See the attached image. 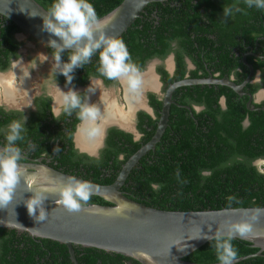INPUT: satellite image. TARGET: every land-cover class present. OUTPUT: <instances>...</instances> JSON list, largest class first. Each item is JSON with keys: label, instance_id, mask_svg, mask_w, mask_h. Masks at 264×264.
Listing matches in <instances>:
<instances>
[{"label": "trees", "instance_id": "1", "mask_svg": "<svg viewBox=\"0 0 264 264\" xmlns=\"http://www.w3.org/2000/svg\"><path fill=\"white\" fill-rule=\"evenodd\" d=\"M36 1L46 10L54 2V0ZM123 1L89 0L100 17L115 10ZM242 3H244L242 0L239 5H236L235 0L153 2L145 8L142 17L137 19L120 39L125 42L133 61L136 60L139 65H143L146 60L153 57H164L170 52L171 43L178 42L176 74L171 78L164 69H160L167 88L185 77L183 53L191 56L199 69H204V56L207 65H214L216 71L221 70V65L226 68L233 66L227 63L233 60L230 51L215 50L212 47L214 53L208 52L209 43L210 46L211 43H216L213 36L218 39V43L224 44L226 49L234 45L232 41H236L238 36H241L246 24L254 22L251 28H245L250 45L255 43L260 33L263 34L264 11L244 8ZM233 5L244 10L240 14L241 20H237L238 32L234 26H231V31L228 33L225 28L231 23L221 25L219 14L224 7ZM17 29L13 22L0 15V60L5 66L7 60L1 57V52L7 47L5 53L7 56L10 47L12 49L16 45L12 34ZM243 53L244 51H241V54ZM263 66L264 63L257 64L256 68ZM198 70L192 72L191 77H198ZM257 89L258 86L253 87L252 91L255 92ZM220 95L227 96V111L223 112L219 106ZM188 97L197 104H204L207 110L195 115L194 112L181 108L180 105L190 101ZM239 98L233 90L227 87L221 89L215 85H196L177 89L174 95L177 104L172 105L168 127L161 141L156 145L155 150L150 151L136 165L121 191L138 203L165 211L263 208L264 172L253 165V162L264 158V112L248 111L246 102ZM152 104L157 108L159 117L162 103L152 96ZM144 116L149 119V128L152 130L149 131L147 127L143 128L140 125V131L144 134L141 141H134L131 134L112 130L107 148L99 160L77 155L72 141L74 130L68 136L64 132L59 133L58 136L63 137V140L55 147L56 139H53L51 144V134L46 130L42 131L40 125L42 120L23 133L25 141L18 142V146L25 149L30 143L34 147L30 149L35 151V157H39L42 153L50 155L55 153L54 162L57 164H51L52 168L96 184L112 185L123 165L156 133L157 120L153 121L147 115ZM246 116H249L251 123L247 129L242 124ZM11 118L7 116L0 119L2 146L6 143V130L2 128ZM55 148H59V151L54 152ZM229 196L236 197L239 203L233 202L229 207L227 199ZM92 204L110 205L97 196L91 197L88 205ZM213 243L214 241L207 243L185 260L196 264L219 263L215 250L211 247ZM232 243L238 249L237 259L260 251L242 240L234 239ZM74 250L79 264H140L131 258L95 248L74 246ZM262 254L235 264H264V252ZM0 264L74 263L70 259L68 247L59 242L35 239L28 233L0 228Z\"/></svg>", "mask_w": 264, "mask_h": 264}, {"label": "water", "instance_id": "2", "mask_svg": "<svg viewBox=\"0 0 264 264\" xmlns=\"http://www.w3.org/2000/svg\"><path fill=\"white\" fill-rule=\"evenodd\" d=\"M157 1L161 0H124L115 10L104 16L109 18L107 34L121 38L137 19L142 17L145 8ZM47 11L36 0H0L1 16L46 45L50 39H58L42 30V17ZM199 84L224 85L242 94V87L230 81L186 79L173 83L164 94L160 120L153 138L123 165L112 185H100L89 181L93 185L92 196L100 197L110 205L92 204L78 213H68L56 203L59 196L55 193L67 177L73 175L46 164L21 162L26 169L25 179L30 178L39 169L46 171L48 182L45 186L53 190L44 203L49 217L45 222L36 223L28 216L23 202L31 198L33 193L27 191L29 185L22 181L12 204L7 209H0V228L28 233L35 239L59 242L68 247L74 264H79L74 246L122 255L140 264H196L185 259L211 242L204 237L213 235L225 220L238 221L241 218L240 213L231 209L189 212L159 210L128 198L121 189L140 160L150 151L155 150L156 145L161 141L168 127L175 90ZM79 133L80 130L76 139ZM77 148L84 152L78 145ZM76 179L87 181L80 177ZM36 187L38 186H33V190ZM236 239L248 242L260 251L254 255L238 258L235 263L263 255L264 216L254 225L252 234L246 238Z\"/></svg>", "mask_w": 264, "mask_h": 264}, {"label": "flooded vegetation", "instance_id": "3", "mask_svg": "<svg viewBox=\"0 0 264 264\" xmlns=\"http://www.w3.org/2000/svg\"><path fill=\"white\" fill-rule=\"evenodd\" d=\"M240 2L241 0H235L236 5H239ZM243 4L244 3H242V5ZM243 6L244 8H247L245 4ZM241 13H243V11L234 12L233 16L227 18V23L220 22L221 25L231 23L230 26L225 28L228 33L231 31V26H234L238 32L239 27L237 26L239 23L237 20H241ZM236 15L240 16L237 17ZM219 16L221 21L225 19L223 11H221ZM8 23L9 22H7V24ZM253 24L254 22H251L244 26L241 36H238L236 41H232V44H234L233 46L225 49L224 44L218 43V39L214 36L213 40L216 43H211V46L209 43L210 48L208 49V52L213 51L214 53L212 47H214L215 50L222 49L231 52L233 60L227 62L228 64L233 65L230 68L221 65V70L216 71L213 67L214 65H207L208 63L205 61L206 58L204 56V69H199V66L194 62L192 57L183 53V60L186 67V74L183 80L216 79L219 81H230L242 87V94H239L232 88L224 85H199H215L221 89L227 87L239 95V99H243L246 102L248 111L264 112V66L262 68H256L257 64L264 63V32L257 36V40L254 44L250 45L246 29L251 28ZM245 33L246 35H244ZM12 38L16 42V45L13 46L12 49L10 47L7 56L5 55L7 47H4L2 50L3 52H1V57L7 60V65L5 66L0 60V119L7 116L12 117L11 120L5 124L4 128H2L3 130H7L8 125L13 120L22 121L23 116L26 117V131L35 124H38L39 120H42V122H40L42 131L46 130L51 134V144H53V139H56L54 140L56 143L55 147H57L60 144V141L63 140V137L61 138V136H58L59 133L63 134L64 132L66 133V136H68V134L74 130L72 141L77 155L81 157L85 155L91 159L99 160L102 157L103 151L107 148V141L112 130L131 134L134 141L138 142L144 138V134L140 131V125L143 128L147 127L149 131L152 130V128H149V119H146L144 115H147L153 121L157 120L158 126L160 116L158 117V110L152 104V96L160 101L163 106L164 94L173 83L166 88L160 69H164L171 78L176 74L178 69V42L174 41L171 43L170 52L164 57L158 56L150 58L146 60L143 65H139V63H136V60H134L143 74V95L137 100L130 96L124 81L108 80L98 74V53L92 57L91 62L86 64L84 68H77L74 70V73H72L74 79L71 84H68L66 78L58 72V69L53 67L54 61L52 59V49L48 47V45L34 39L20 28L12 34ZM24 38L30 41L27 50L21 48V42L22 40H25ZM241 51H244V53L241 54ZM68 55L66 53L62 54V61L64 63L68 62ZM196 70H198V77H191L192 72ZM224 72L225 74H223ZM109 86L114 87L115 95H108L107 91H105V88H108ZM257 86L258 89L253 92V87ZM70 88L77 91L82 96L86 95L90 104H96L101 109L102 119L97 123L104 134L95 141H89L83 135V132L79 129L81 122L77 119L75 112H73L72 116H68L63 112L62 95L60 91L66 93ZM89 88L92 89V92L87 91ZM175 92L172 97L174 101L173 104H177L174 100ZM180 95H183V93H180ZM119 98L125 103L124 108H121ZM189 99L190 101H188ZM189 99H187L188 103L180 105L181 108L194 112L195 115H200L207 110L204 104H197L193 102L191 98ZM227 100L226 95H220L219 106L223 112L228 109ZM161 110L159 111L160 115ZM198 122L199 121H197V123ZM242 124L245 129L250 126L251 123L249 116H246ZM79 130L80 133L76 139ZM80 137H82V139ZM76 142L84 152L77 148ZM23 151L25 156L21 162L32 164L41 163L48 166L53 163L54 165L57 164L54 162L56 158L55 153H52L51 155L49 153H42L39 157H35L34 150L27 147L23 149ZM258 162H264V158L256 159L253 162V165L257 166Z\"/></svg>", "mask_w": 264, "mask_h": 264}, {"label": "clouds", "instance_id": "4", "mask_svg": "<svg viewBox=\"0 0 264 264\" xmlns=\"http://www.w3.org/2000/svg\"><path fill=\"white\" fill-rule=\"evenodd\" d=\"M247 8L264 10V0H244ZM243 9L233 5L224 7L225 19L241 12ZM42 30L58 39H50L48 47L52 49L53 67L58 69L68 84H71L74 70L84 68L99 54L98 73L108 80L124 81L127 91L133 99H140L143 95V74L140 67L133 61L125 42L107 34L108 17H100L89 0H54L48 11L43 15ZM68 52V62L62 61V54ZM59 90V89H58ZM60 91V90H59ZM88 92H92L89 88ZM61 92L63 112L72 116L76 113L81 122L79 129L89 141H95L104 133L97 123L102 119V112L98 105L90 104L86 95L69 89ZM26 117L23 120H13L5 132L3 147H0V209H7L12 204L16 191L21 182L27 183V191L32 192L31 198L24 200L27 214L36 223L45 222L49 213L44 207L48 194L53 190L45 185L48 177L44 169L37 170L30 178L25 179L26 169L21 161L24 151L18 142L25 141L23 133ZM29 148L33 145L29 143ZM59 151L55 148L54 152ZM33 186H38L33 190ZM59 196L56 203L68 213H78L84 209L93 195V185L89 181H81L74 176L67 177L63 185L56 190ZM229 207L232 203H239L236 197L229 196ZM239 212L241 218L233 222L228 219L217 227L214 234L205 236V239L214 241V248L219 264H235L238 249L232 243L234 239L246 238L253 233L254 225L264 216V208H233ZM38 213V214H37ZM211 231V228H209Z\"/></svg>", "mask_w": 264, "mask_h": 264}, {"label": "rangeland", "instance_id": "5", "mask_svg": "<svg viewBox=\"0 0 264 264\" xmlns=\"http://www.w3.org/2000/svg\"><path fill=\"white\" fill-rule=\"evenodd\" d=\"M25 39V38H24ZM30 41L28 40V39H25V40H22V42H21V48H23V49H26L27 50V46L28 45H30V43H29ZM7 74H9V73H7ZM105 88V87H104ZM0 90H1V88H0ZM105 91H107V93H108V95H115V89H114V87H108V88H105ZM119 101H120V103H121V108L123 107H125V103L124 102H122L121 101V99L119 98ZM257 166H258V168L260 169V171H262V172H264V162H258L257 163Z\"/></svg>", "mask_w": 264, "mask_h": 264}, {"label": "bare ground", "instance_id": "6", "mask_svg": "<svg viewBox=\"0 0 264 264\" xmlns=\"http://www.w3.org/2000/svg\"><path fill=\"white\" fill-rule=\"evenodd\" d=\"M150 76V75H149ZM146 77V76H145ZM149 78V77H148ZM129 121V120H128ZM84 135V134H83ZM82 139V137H80ZM93 151V150H92Z\"/></svg>", "mask_w": 264, "mask_h": 264}]
</instances>
